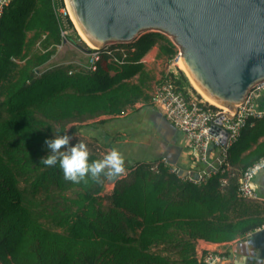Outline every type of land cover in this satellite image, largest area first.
I'll use <instances>...</instances> for the list:
<instances>
[{"label": "trees", "instance_id": "trees-1", "mask_svg": "<svg viewBox=\"0 0 264 264\" xmlns=\"http://www.w3.org/2000/svg\"><path fill=\"white\" fill-rule=\"evenodd\" d=\"M61 5L12 0L0 16V263L203 264L199 240L231 241L263 226L264 206L240 195L239 179L264 157V117L248 118L228 150L230 168L202 184L141 163L106 191L108 177L76 184L59 166L40 164L54 131L73 138L80 123L148 100L153 76L143 58L153 48L169 63L178 52L167 34L148 31L109 46L94 70L92 48L61 19ZM68 43L84 63L51 65ZM167 73L190 96L187 74ZM101 151L90 150V159Z\"/></svg>", "mask_w": 264, "mask_h": 264}, {"label": "water", "instance_id": "water-1", "mask_svg": "<svg viewBox=\"0 0 264 264\" xmlns=\"http://www.w3.org/2000/svg\"><path fill=\"white\" fill-rule=\"evenodd\" d=\"M69 2L87 41L98 47L130 43L148 31L170 36L196 88L229 110L255 85L264 86V0ZM125 176L124 171L108 177L105 187H114Z\"/></svg>", "mask_w": 264, "mask_h": 264}, {"label": "crops", "instance_id": "crops-1", "mask_svg": "<svg viewBox=\"0 0 264 264\" xmlns=\"http://www.w3.org/2000/svg\"><path fill=\"white\" fill-rule=\"evenodd\" d=\"M158 51L155 47L143 58L153 76L151 87L147 91L148 100L137 101L124 114L101 115L80 123L82 126L72 139L83 140L90 150L100 148L109 152L113 148L118 149L125 158L126 176L132 167L141 163L152 164L163 158H166L170 165L179 168L183 174L190 172L198 176L205 171H214L222 162L220 152L212 148L206 162L194 158L186 135L169 122L163 112L152 103L156 84L167 73L164 71L163 75H160L151 67V63L164 60L158 56ZM254 186L259 198L253 200L264 206V169L256 174ZM248 239L254 241L255 247L264 248V225L245 237L231 241L214 243L199 240L198 256L202 258L208 253H213L219 256L214 264H224L225 261H228V264H245L243 242Z\"/></svg>", "mask_w": 264, "mask_h": 264}, {"label": "built area", "instance_id": "built-area-1", "mask_svg": "<svg viewBox=\"0 0 264 264\" xmlns=\"http://www.w3.org/2000/svg\"><path fill=\"white\" fill-rule=\"evenodd\" d=\"M11 1L12 0H0V16L4 8ZM59 13L62 20L67 17L71 19L66 0H64V5L59 7ZM68 33L69 29L64 27V30H62L63 37H66ZM109 46L111 45L98 48L91 47L90 68L96 69V62L100 58L102 52L106 51L111 53V50H108ZM176 46L178 52L171 60L170 65L171 63L173 65H178V61L182 57V53L177 44ZM262 89H264V86L261 84L255 85L249 91L244 101L237 105L235 110H226L225 108L217 106V108H212L211 105L191 94L187 96V94L175 84L168 73L163 75L156 84L153 92V105L163 112L169 122L186 135L194 158L206 162L210 156L211 149L215 148L220 152L222 162L214 171H205L199 173L198 176H194L190 172H187V174L181 173L180 169L170 165L166 158L152 163V169L157 170L158 165L163 163L169 167L171 172L195 184L204 183L209 176L219 172L223 166L229 169L230 166L226 160L228 150L237 141L240 131L246 125L248 118L264 117V107L262 108L260 106ZM105 154L106 152L102 150L101 155L104 156ZM263 169L264 157L260 158L241 174L239 179V191L242 197L251 200L259 198V194L254 186V179L256 174ZM223 183H227V180H223ZM218 257L219 256L216 254L208 253L203 256V264H214Z\"/></svg>", "mask_w": 264, "mask_h": 264}, {"label": "clouds", "instance_id": "clouds-1", "mask_svg": "<svg viewBox=\"0 0 264 264\" xmlns=\"http://www.w3.org/2000/svg\"><path fill=\"white\" fill-rule=\"evenodd\" d=\"M54 132V138L45 141L49 151L41 157L40 164L59 166L65 180L76 184L89 180L100 183L101 177L111 178L125 171V158L118 149L103 150L106 154L102 158L90 159V150L83 140L72 144V136L66 134V130L62 134ZM243 247L245 264H264V248L255 247L252 239L244 241Z\"/></svg>", "mask_w": 264, "mask_h": 264}, {"label": "rangeland", "instance_id": "rangeland-1", "mask_svg": "<svg viewBox=\"0 0 264 264\" xmlns=\"http://www.w3.org/2000/svg\"><path fill=\"white\" fill-rule=\"evenodd\" d=\"M73 21V20H72ZM74 23V22H73ZM75 25V24H74ZM75 29H76V32H78L76 26H75ZM69 34H71V31H69ZM79 34V33H78ZM80 35V34H79ZM79 35H78V38H79ZM81 37V36H80ZM76 38L74 36V40H76L77 43H80V40ZM81 39L84 41V39L81 37ZM85 42V41H84ZM87 44V43H86ZM88 45V44H87ZM89 46V45H88ZM90 47V46H89ZM94 48V47H92ZM64 48L62 49L61 47V50H59V52L57 53V55L54 57V62L55 63H52L51 65L53 64H60V65H63V63H66V64H82L84 63L83 61L85 60L84 59V56L83 54L74 49L73 48V45L70 43H68V45L66 46V50L63 51ZM73 60H77L76 62L73 61ZM71 62V63H70ZM168 64V65H167ZM167 65V66H166ZM151 67L154 71L159 72L160 75H163L164 71L165 72H175V73H178L179 70H182L177 64L173 65L171 63L168 62V61H165V60H160L159 62H155V63H151ZM166 68V69H165ZM168 68V69H167ZM183 71V70H182ZM184 72V71H183ZM185 73V72H184ZM191 82V81H190ZM192 84V83H191ZM192 88L195 89L192 85ZM193 89H190L189 90V93L191 95H193L194 97H197L198 99L200 100H203L204 102L208 103V104H211L208 100L204 99L203 96L198 92L196 91V89L194 91H196V93L193 91ZM200 94V96L197 95ZM261 98L264 97V89H262L261 91ZM218 107V106H217ZM115 187V186H114ZM114 187H105L107 190L106 191H111Z\"/></svg>", "mask_w": 264, "mask_h": 264}, {"label": "bare ground", "instance_id": "bare-ground-1", "mask_svg": "<svg viewBox=\"0 0 264 264\" xmlns=\"http://www.w3.org/2000/svg\"><path fill=\"white\" fill-rule=\"evenodd\" d=\"M66 3H67V7H68V11L70 13V17L71 19L73 20L77 30H78V33L80 34V36L84 39V41L90 46V47H94V48H98V44L94 43V42H88L87 41V37L84 33V30L81 26V24L79 23V21H76L73 19V10H72V7L70 5V2L69 0H66ZM91 40V39H90ZM92 41V40H91ZM178 66L187 74L189 80L191 81L193 87L196 89V91H198L204 99L208 100L210 103L220 107V108H225L226 110H229V107L228 106H224L223 104H220L218 102H216L211 96L207 95L204 91L196 88V84H195V79L193 78V76L191 75L189 69L185 68L184 67V63H183V56L180 58V60L178 61ZM260 80V79H259ZM264 80V79H262ZM260 80V81H262ZM238 102V101H236Z\"/></svg>", "mask_w": 264, "mask_h": 264}]
</instances>
